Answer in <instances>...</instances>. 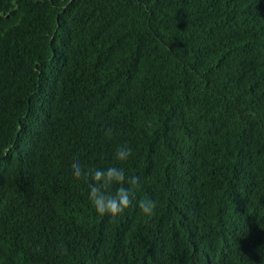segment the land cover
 <instances>
[{
  "label": "trees",
  "instance_id": "obj_1",
  "mask_svg": "<svg viewBox=\"0 0 264 264\" xmlns=\"http://www.w3.org/2000/svg\"><path fill=\"white\" fill-rule=\"evenodd\" d=\"M0 264H264V0H0Z\"/></svg>",
  "mask_w": 264,
  "mask_h": 264
},
{
  "label": "clouds",
  "instance_id": "obj_2",
  "mask_svg": "<svg viewBox=\"0 0 264 264\" xmlns=\"http://www.w3.org/2000/svg\"><path fill=\"white\" fill-rule=\"evenodd\" d=\"M111 129L105 130V135L111 134ZM132 149L121 145L115 153L117 161H127ZM69 175L73 180H85L88 183L87 198L98 215L116 217L124 212L131 203L132 195L129 187H117L115 193L110 191L114 185H132L136 181L126 176L122 167L109 166L106 169L82 168L80 163L72 166ZM90 177V180H89ZM156 202L151 199L139 200L137 207L145 216L151 217L156 209Z\"/></svg>",
  "mask_w": 264,
  "mask_h": 264
}]
</instances>
